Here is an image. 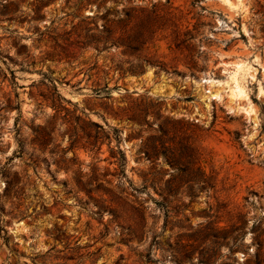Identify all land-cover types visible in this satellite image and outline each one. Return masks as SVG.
<instances>
[{"label":"rangeland","instance_id":"374dc122","mask_svg":"<svg viewBox=\"0 0 264 264\" xmlns=\"http://www.w3.org/2000/svg\"><path fill=\"white\" fill-rule=\"evenodd\" d=\"M0 264H264V0H0Z\"/></svg>","mask_w":264,"mask_h":264}]
</instances>
